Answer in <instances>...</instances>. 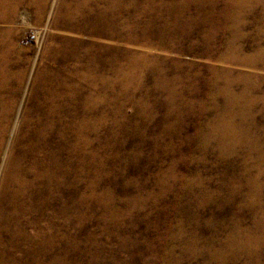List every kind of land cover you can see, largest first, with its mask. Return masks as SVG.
Listing matches in <instances>:
<instances>
[{
	"label": "rangeland",
	"instance_id": "1",
	"mask_svg": "<svg viewBox=\"0 0 264 264\" xmlns=\"http://www.w3.org/2000/svg\"><path fill=\"white\" fill-rule=\"evenodd\" d=\"M55 88L69 144L88 101L104 123L96 164L64 151L45 261L264 264V0H0V186Z\"/></svg>",
	"mask_w": 264,
	"mask_h": 264
},
{
	"label": "bare ground",
	"instance_id": "2",
	"mask_svg": "<svg viewBox=\"0 0 264 264\" xmlns=\"http://www.w3.org/2000/svg\"><path fill=\"white\" fill-rule=\"evenodd\" d=\"M105 65L107 67L111 62H106ZM105 65L99 61L94 70L97 68L101 71V67ZM123 70L121 66L114 67L112 73L119 74ZM100 73L102 86L112 88L114 84L109 79L110 75L106 76L102 71ZM89 85L93 89L97 88L94 78L88 82ZM71 86L78 90L81 84L74 82ZM55 87L64 88V79L56 83ZM56 88L50 91V96L45 100L48 102L46 105L31 106L26 110L20 135L10 149L7 162H4L0 186V264H63L61 257L47 262L43 256L47 257L49 248L59 241V223L54 216L64 215V206L54 210L55 213L48 211L55 206V201L64 197V183L68 182V172L64 171V151L78 152L81 160L89 159L92 164H96L99 158L96 153L89 154L88 158L85 154L86 148L92 142L90 136L99 138V130L104 123L98 120L90 122L93 120L91 113L96 108L88 105L93 103L87 100L82 108L83 113L81 108H73L74 112H81L84 116L71 126L77 134V140H83L80 141L83 146L69 144L64 140V103L60 102L64 101V93L56 91ZM126 98L130 99L129 94ZM112 136L113 132H108L107 142ZM98 165L105 167L102 160ZM160 181L166 182L163 179ZM43 218L48 220V225L40 223Z\"/></svg>",
	"mask_w": 264,
	"mask_h": 264
}]
</instances>
